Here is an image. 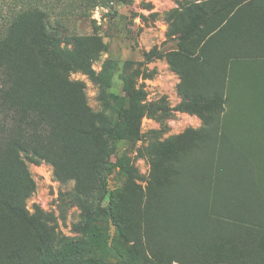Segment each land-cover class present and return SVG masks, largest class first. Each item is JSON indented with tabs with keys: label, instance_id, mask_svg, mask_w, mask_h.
I'll list each match as a JSON object with an SVG mask.
<instances>
[{
	"label": "rangeland",
	"instance_id": "obj_1",
	"mask_svg": "<svg viewBox=\"0 0 264 264\" xmlns=\"http://www.w3.org/2000/svg\"><path fill=\"white\" fill-rule=\"evenodd\" d=\"M23 1L26 20L20 27L19 39L24 41V32L33 22L31 11L37 5L46 13L49 29L62 36L64 50H71V36L91 37L89 41L97 38L103 42L105 47L92 60V67L110 82L109 90L128 98L134 92L131 86L141 88L145 92L144 103L164 99L170 108L166 115L158 112L144 116L137 141L121 140L109 148L108 165L104 168L110 170L108 191L121 189L117 203L119 229L108 213L110 195L104 197L100 189L104 174L95 168V163L101 160L93 139L86 148L82 146L81 151L72 152V147L81 143H73L68 150H65L66 144L54 147L56 150L51 152L50 159H41L39 163L29 162L21 155L25 166L21 168L16 164L7 169L8 192L16 191L14 196L24 192L32 180L33 189L24 200L25 207L32 213L39 206L56 217L55 244L64 254L53 259L34 247L31 239H25V264H67L87 257H101L111 264H218L220 256L227 259L219 264H264L263 215L259 216L263 228L235 226L229 229L222 243L223 226L209 220L202 209L188 213L181 205L183 212L175 213L170 190L164 184L156 185L151 175L154 168L158 170L163 165L175 169L189 164L191 159L185 152L219 132L230 136L229 142L234 139L237 148L253 150L259 145L262 147L258 150L264 154V57L255 56L233 66L232 74L225 80V88H228L225 96H230L231 107L220 115L214 113L215 124L205 125L198 114L175 110L183 99V91L179 89L182 78L169 64V52L179 46L173 31L180 29L183 20L190 23L185 9L200 0ZM250 5L264 12V0ZM256 16L255 29L258 30L264 27V18ZM7 27L0 26V36L9 33ZM196 38L194 34L186 43L191 44ZM89 41L86 39L87 43ZM148 52L153 55L150 59L146 57ZM27 60L34 71L40 72V78L45 77L56 86L58 100L66 96L62 77L84 88L89 111L79 114L72 111L71 118L84 126L90 117L95 118L97 124L104 118L114 120L113 109H106L99 99L101 85L87 74L80 70L64 73L45 67L32 50ZM173 60L192 77V81L188 78L184 82V93L213 94L212 84L216 83L218 75L215 80L207 75L201 79L200 68H197L199 60L181 55ZM7 117L0 109V123L9 122ZM223 119H226L224 124ZM219 121L221 125H216ZM180 135L184 136L176 142L182 151L176 155L161 154L164 144L174 142ZM255 136L261 139L256 140ZM124 156L140 174L130 187L126 186L127 177L119 176L117 162ZM138 186L144 195L141 203L137 201ZM77 194L88 199V210H83ZM149 197L151 206L147 211L145 201ZM72 240L78 243L67 245ZM4 259L0 251V264H9Z\"/></svg>",
	"mask_w": 264,
	"mask_h": 264
},
{
	"label": "trees",
	"instance_id": "obj_2",
	"mask_svg": "<svg viewBox=\"0 0 264 264\" xmlns=\"http://www.w3.org/2000/svg\"><path fill=\"white\" fill-rule=\"evenodd\" d=\"M256 2L200 0L186 7L190 23L183 20L179 24L180 29L173 31L179 39V46L169 52V64L179 71L182 78L179 89L183 91V99L175 110L198 114L205 125L215 124L214 113L220 115L229 111L231 99L229 95L225 96L227 75L232 74L235 64L245 59L264 57V27L256 30L254 19L255 15L264 18V12L251 7L250 4ZM23 3V0H0V26L8 25L9 32L0 36V109L10 118L9 122L0 123V251L9 264H25V239H31L34 247L53 259L64 255L55 244L56 217L39 206L32 213L25 207L24 200L33 189L32 180L24 192L15 196L16 191L8 192L7 169L16 164L21 168L25 166L21 155L29 162L39 163L41 159H50L49 155L56 150L54 147L66 144L65 150H68L73 143H81V146H73L72 152L81 151L93 139L101 160L99 164L95 163V168L104 174L100 189L104 197L110 195L108 213L119 229L117 203L121 189L108 191L110 170L104 168L108 163L109 148L117 141H137L144 116L158 112L166 115L170 111L164 99L157 103H144L145 92L141 88L131 86L134 92L128 98L109 90L110 82L92 67V60L105 47L103 42L97 38L89 41L91 37H88L87 43L84 37L71 36L72 48L64 50L61 48L62 36L49 29L46 13L37 5L31 11L33 22L24 32V41L19 39L18 35H22L20 27L26 20ZM194 34L197 35L196 40L186 43L187 38ZM31 50L41 59L43 66L64 73L80 70L101 85L99 99L106 109H113L114 120L104 118L97 124L96 119L90 117L84 126L71 118L80 111H89L84 88L62 77L66 96L64 100H58L56 86L49 79L40 78V72L34 71L28 62ZM179 55L199 60L197 68H200L201 79L207 75L215 80L218 75L216 83L212 84L213 94L184 93V82L188 78L192 81V77L188 76L185 68L180 69L174 63L173 59ZM152 56V52L146 53L148 59ZM149 75L152 76V72ZM223 120L222 124L226 119ZM219 124L221 121L216 123ZM183 136L164 144L161 154L168 156L181 152L176 141ZM228 137L222 132L213 134L185 152L191 159L189 164L175 169L163 165L158 170L154 168L151 174L156 185L164 184L170 190L175 213L183 212L181 205L188 213L202 209L209 220L223 226L222 243L229 229L235 226L253 230L263 228L260 223L263 220L260 221L259 216H264V154L258 150L262 146L256 145L253 150L237 148L234 139L229 142ZM254 138L260 140L261 136ZM117 163L119 176L127 177L126 186L135 185L134 180L140 177L137 167L125 156ZM138 187L137 201L141 203L144 195L141 186ZM77 197L83 210H88V199L79 194ZM149 205L150 197L145 201L147 211ZM76 243L78 241L72 240L67 245ZM220 259L218 264L227 258L220 256ZM67 264L111 263L101 257H87Z\"/></svg>",
	"mask_w": 264,
	"mask_h": 264
}]
</instances>
